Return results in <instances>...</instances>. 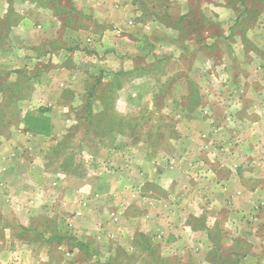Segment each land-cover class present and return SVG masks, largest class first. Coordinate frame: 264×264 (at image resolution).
<instances>
[{"label": "rangeland", "instance_id": "1", "mask_svg": "<svg viewBox=\"0 0 264 264\" xmlns=\"http://www.w3.org/2000/svg\"><path fill=\"white\" fill-rule=\"evenodd\" d=\"M142 2L0 0V264H264V0Z\"/></svg>", "mask_w": 264, "mask_h": 264}, {"label": "trees", "instance_id": "2", "mask_svg": "<svg viewBox=\"0 0 264 264\" xmlns=\"http://www.w3.org/2000/svg\"><path fill=\"white\" fill-rule=\"evenodd\" d=\"M39 120H41V119H38V118H34V117H32V116H27V118L25 119V124H26V126L28 127V129L29 130H31V131H34V128L31 126V124L32 123H34V122H40ZM42 122V124L41 125H43L42 126V128H48V126H46V123H45V121H41ZM40 127V126H39ZM38 133H45V132H38ZM46 134V133H45ZM82 245V244H81ZM83 246V245H82Z\"/></svg>", "mask_w": 264, "mask_h": 264}, {"label": "crops", "instance_id": "3", "mask_svg": "<svg viewBox=\"0 0 264 264\" xmlns=\"http://www.w3.org/2000/svg\"><path fill=\"white\" fill-rule=\"evenodd\" d=\"M135 1L137 2V3H136L137 5H135L136 8H134V9H135V10H134L135 13H136L137 15L140 14L141 17L144 16L145 14L143 15V12H142V11H143V5H140V3L143 4L142 0H135ZM139 1H140V3H139ZM140 12H141V13H140ZM27 18H29V17H27ZM53 18H54V20L57 19V21H58V18H56V17H53ZM30 23H31V22H30L29 19H26V20L23 21V24H24L25 26H29ZM207 237H208V236H207Z\"/></svg>", "mask_w": 264, "mask_h": 264}]
</instances>
